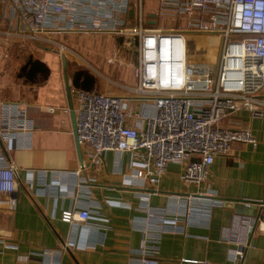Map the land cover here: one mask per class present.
Instances as JSON below:
<instances>
[{
	"label": "built area",
	"instance_id": "built-area-1",
	"mask_svg": "<svg viewBox=\"0 0 264 264\" xmlns=\"http://www.w3.org/2000/svg\"><path fill=\"white\" fill-rule=\"evenodd\" d=\"M0 3L20 20L19 27L0 30V38L25 37L49 47L55 45L61 55L70 48L48 34L134 36V87L119 85L124 92L118 94L71 88L81 152L90 164L102 163L108 151L127 153L128 170L121 172L125 185L156 192L168 166L178 164L182 180L199 187L207 179L214 158L227 155L232 143L257 144L249 128L233 123L242 112L251 118H264V0H156V7L148 14L144 13L143 0ZM205 35L217 39L213 58L205 56L211 48L205 44L192 50V38ZM0 109V208L12 211L17 205V176L2 148L12 150L16 135L30 129L25 108L3 101ZM84 166L81 162L79 170ZM79 170L73 173L79 175ZM27 173L31 179L33 171ZM63 174L58 172L60 177ZM192 198L187 196V204ZM216 203L220 201L196 199V206L187 207L185 215ZM256 205V218L239 219L235 247L230 251L233 264L244 263L252 232L264 230V199ZM145 210L152 215L147 204ZM92 218L88 207L61 214L65 222ZM178 220L175 214L161 221L175 226ZM149 252L146 245L139 250L143 257Z\"/></svg>",
	"mask_w": 264,
	"mask_h": 264
},
{
	"label": "crops",
	"instance_id": "crops-1",
	"mask_svg": "<svg viewBox=\"0 0 264 264\" xmlns=\"http://www.w3.org/2000/svg\"><path fill=\"white\" fill-rule=\"evenodd\" d=\"M10 12L0 3V30L20 26L18 17ZM48 35L64 44V35L79 34ZM62 56L67 55L59 54L55 45L25 37L0 38V102L25 108L30 129L16 135L12 150L2 148L15 166L17 205L12 211L0 208V264H144V260L154 264H233L230 251L235 247L239 219L256 218V202L264 199V118L240 113L233 126L249 128L257 144L232 143L227 155L214 158L199 187L182 180L178 164L168 166L156 192L130 187L121 176L128 170L127 153L108 151L100 164H90L82 153L85 166L79 170L66 92V83L73 88V74L68 75L66 68L65 79ZM29 57L47 65L46 79L32 83L18 77ZM93 77L96 83L90 90L110 94L124 92L119 85L134 87L137 83L135 74L134 83L112 81L111 85ZM71 99L74 104L72 95ZM29 170L33 171L31 179ZM77 170L79 175L73 173ZM187 196H194L188 204ZM196 199L220 203L186 217L185 209L196 206ZM234 200H240L238 207ZM243 200L254 213L241 210ZM84 207L92 213L89 221L61 219L64 210ZM175 214L179 216L175 226L162 223L164 217ZM144 245L151 251L145 257L139 254ZM243 264H264V230L252 232Z\"/></svg>",
	"mask_w": 264,
	"mask_h": 264
},
{
	"label": "rangeland",
	"instance_id": "rangeland-1",
	"mask_svg": "<svg viewBox=\"0 0 264 264\" xmlns=\"http://www.w3.org/2000/svg\"><path fill=\"white\" fill-rule=\"evenodd\" d=\"M143 2L145 14L156 7V0H143ZM133 37L131 34L121 35L117 33L64 35L62 40L64 44L66 43L65 45L69 43L70 48V51L66 52L68 75L71 76L76 70H83L93 76L96 75L103 83L107 81L108 85H111L112 81L134 83L133 66L137 60V53ZM200 37L192 38L193 51H195L196 45L199 48V43L202 46L204 44L208 46L209 43H205L208 36ZM214 52H216L215 49ZM204 53H207V50ZM55 62L57 68H60V62L56 57Z\"/></svg>",
	"mask_w": 264,
	"mask_h": 264
},
{
	"label": "trees",
	"instance_id": "trees-1",
	"mask_svg": "<svg viewBox=\"0 0 264 264\" xmlns=\"http://www.w3.org/2000/svg\"><path fill=\"white\" fill-rule=\"evenodd\" d=\"M49 68L45 63L38 59L29 57L18 71V77L26 81L36 83L47 78ZM95 83L92 75L83 70H77L73 73L72 86L73 88H83L90 90Z\"/></svg>",
	"mask_w": 264,
	"mask_h": 264
},
{
	"label": "water",
	"instance_id": "water-1",
	"mask_svg": "<svg viewBox=\"0 0 264 264\" xmlns=\"http://www.w3.org/2000/svg\"><path fill=\"white\" fill-rule=\"evenodd\" d=\"M61 62H62V67H63V74H64V77L65 79H67V74H66V58L65 56H62L61 58ZM66 92H67V95H68V99H69V109H70V116H71V122H72V126H73V132H74V137H75V142H76V151H77V155H78V159L80 162H82V152H81V148H80V145L78 143V139H77V126H76V116H75V111H74V108H73V104H72V99H71V86L66 83ZM235 202V206L238 205L237 203L240 202V200H234ZM247 201L243 200L241 201V210L242 211H246L248 212V214H252L254 213L253 212V208H250V206H246L245 203ZM238 207V206H236Z\"/></svg>",
	"mask_w": 264,
	"mask_h": 264
},
{
	"label": "bare ground",
	"instance_id": "bare-ground-1",
	"mask_svg": "<svg viewBox=\"0 0 264 264\" xmlns=\"http://www.w3.org/2000/svg\"><path fill=\"white\" fill-rule=\"evenodd\" d=\"M200 38H202V37H200ZM197 41V40H196ZM205 43H209L208 44V46H210L211 48L209 49V50H211V51H209L207 54H205V56L207 57V58H212V57H214L215 56V53L216 52H214V49L216 50V46H217V39H214V38H207V41H205ZM211 43V44H210Z\"/></svg>",
	"mask_w": 264,
	"mask_h": 264
}]
</instances>
